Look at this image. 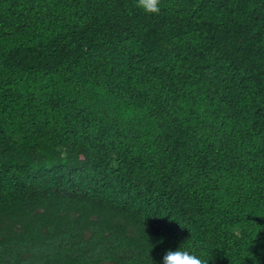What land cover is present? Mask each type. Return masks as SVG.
<instances>
[{
  "label": "trees",
  "instance_id": "16d2710c",
  "mask_svg": "<svg viewBox=\"0 0 264 264\" xmlns=\"http://www.w3.org/2000/svg\"><path fill=\"white\" fill-rule=\"evenodd\" d=\"M179 245L264 264V0H0V264Z\"/></svg>",
  "mask_w": 264,
  "mask_h": 264
},
{
  "label": "clouds",
  "instance_id": "9594fccd",
  "mask_svg": "<svg viewBox=\"0 0 264 264\" xmlns=\"http://www.w3.org/2000/svg\"><path fill=\"white\" fill-rule=\"evenodd\" d=\"M138 6L146 12L155 13L159 11V0H137ZM164 237H161L159 243H163ZM155 264H209L206 260L195 251L179 245L176 248L167 249L159 262Z\"/></svg>",
  "mask_w": 264,
  "mask_h": 264
}]
</instances>
